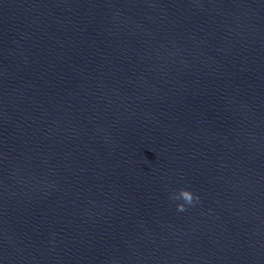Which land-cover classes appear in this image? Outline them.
<instances>
[{
    "label": "water",
    "instance_id": "1",
    "mask_svg": "<svg viewBox=\"0 0 264 264\" xmlns=\"http://www.w3.org/2000/svg\"><path fill=\"white\" fill-rule=\"evenodd\" d=\"M0 264H264V0L95 3L0 110Z\"/></svg>",
    "mask_w": 264,
    "mask_h": 264
},
{
    "label": "clouds",
    "instance_id": "2",
    "mask_svg": "<svg viewBox=\"0 0 264 264\" xmlns=\"http://www.w3.org/2000/svg\"><path fill=\"white\" fill-rule=\"evenodd\" d=\"M171 199L175 201H183L177 204L178 211H185L188 205H192L199 201L200 197L189 188H180L179 191H174L171 194Z\"/></svg>",
    "mask_w": 264,
    "mask_h": 264
}]
</instances>
